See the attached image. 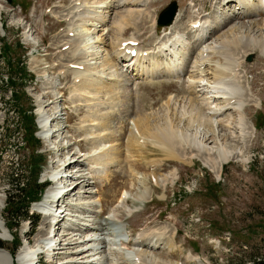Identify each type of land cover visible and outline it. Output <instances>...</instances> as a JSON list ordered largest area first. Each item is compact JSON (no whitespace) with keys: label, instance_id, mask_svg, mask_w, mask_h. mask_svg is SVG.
<instances>
[{"label":"rangeland","instance_id":"374dc122","mask_svg":"<svg viewBox=\"0 0 264 264\" xmlns=\"http://www.w3.org/2000/svg\"><path fill=\"white\" fill-rule=\"evenodd\" d=\"M150 1L154 4L149 5ZM130 2L129 4V1H126L124 4V1L98 0L97 3H91L93 8L97 6L98 11H109V15L104 22L97 17L88 18L90 22L86 28L90 34L93 33L89 42L90 50L94 49L88 63L99 68L97 69L99 75L114 74V80L105 76L109 79L108 83L98 80L97 77L95 80L103 85L108 84V87H118L121 97L119 101L111 98V89L107 88L99 93L98 104L90 105L83 96L73 97V86L80 82L79 77L74 78L73 71L80 68H70L67 64L76 60L73 41L69 42V39L74 40L76 35L72 37L68 33L73 32L70 31V22L73 21L71 13L76 7L74 5L80 2L0 0V199L5 203L0 210V246L5 247L2 249L8 251L13 258L12 251L16 245L20 246L21 243L22 246L18 254L28 245L27 241L33 243L39 237L44 240L49 234L46 227L48 217L37 211L38 203L32 202L30 208V214L39 216L37 227L33 226L32 220L20 221L13 217L17 207L16 203H9L7 193L10 188L11 162L15 161L21 165L22 172L32 179L33 183L36 177H40L39 181L42 182L49 180L54 173L66 171L70 176L73 172L77 173L68 183L67 180L62 183L55 180L56 182L52 183V188L57 182L60 183L59 187H55L56 190L50 189L53 191L52 195L57 196L59 192L57 188L64 187L65 183L75 186L78 182L69 202L78 203L80 207L74 211L65 209L62 215L58 212L61 217L53 222V228H57L55 232L58 234L55 238L51 237L58 247L55 249L56 254H47V257L40 255L42 259L39 258L40 261L48 262L49 256L52 262L47 264H68L75 261L77 258L75 251L81 247L72 252L71 246L63 249L65 246L63 243L68 242L64 240L66 233H74L70 226L74 225L73 227L76 226L75 229L78 230L77 226L80 225L75 238L80 240V243L89 244V247L92 246L90 244H99L98 264H135L134 258L137 256L140 264H146L145 255L150 263L161 260L179 264H198L196 261L188 262V257L193 255L201 258L204 263L208 260L209 263L206 264H248L249 261L264 254V48L261 45V40L264 39V14L261 11L256 12L258 9L256 5L251 12L253 15L249 16L243 7L240 10L236 8L235 0L226 5L223 0H145L140 1L142 3L130 0ZM18 3L20 5H16ZM173 3L177 5L178 22L175 24V19L173 25L162 26L161 30H157L158 34H155L158 28L154 26L157 15L159 16L167 6L165 13L168 6ZM200 7L203 10L200 11ZM93 8L90 7L91 10ZM128 9L141 13L139 18L136 17L139 24L131 23L132 25L119 30L118 24L114 22L115 18L126 13ZM235 11L239 14L228 26L219 25L221 28L219 27L218 31L209 33L206 40H201L202 43L194 47L193 35L189 36L186 29L199 14L203 16L199 19L222 22L225 25L228 16L235 17ZM153 16L156 17L155 21ZM222 16H225V19ZM77 23L82 24V20ZM250 25L254 28L252 33L247 30ZM178 31H182L181 34L188 37L187 44L190 46L186 53L185 50H181L184 57L182 64L188 59L185 68L188 67L189 70L187 69L186 74L174 70L169 75L163 72L159 74L150 72V76H144L136 67L137 73L130 71L135 78L130 79L127 73L129 71H126L125 67L123 69L119 67L115 60L117 53L114 51L118 44L116 37L126 40L123 38L136 36L140 38L144 48H153L154 44L168 40ZM242 35L252 41L251 45L244 46L243 42L239 43V47L234 45V41L237 38L242 39ZM223 40L227 45L226 47L222 44L225 52L210 50V58L202 65L200 48L219 45L217 43ZM66 46L68 48H65ZM4 50H10L14 61L16 59L15 64H21L27 71L23 77L27 79L23 80L24 86L19 85L21 80L18 79L20 77L18 69L11 70L10 73L18 81L15 82L17 85L15 90L19 88V91L24 90L26 94L21 102L13 95V88L6 84L10 79L4 65L8 54L1 53ZM244 51L246 52L243 53ZM186 54L190 55L185 57ZM249 55L252 56L249 58L251 61L246 60ZM108 61H112L113 66L106 67L105 63ZM160 62L163 63L162 60ZM233 62L240 63L239 69L234 72L240 73V84L243 86L241 93L247 98L244 104L245 114L255 135L249 145L246 142L244 146L228 138L230 142L227 143L228 148L236 150L240 156L223 163L220 174L214 173L205 162L203 154L196 153L194 147H189V143H180L178 147L181 149L178 153L183 154L184 158L183 156L182 159L172 158L168 155L167 145L149 134L141 133L135 123L136 117L132 114L134 111L142 108V114L147 113L152 122L161 121L162 126L166 124L165 120L169 122L167 117L170 115L176 122L181 117L184 118L181 125H185L189 111L193 107L191 103L195 101L193 99L199 100L197 106H200L206 97V87L190 86L191 80L201 78L202 84H207L214 80L213 73L216 68L223 66L234 70ZM166 64L160 66L163 71ZM176 65V68L181 66L180 63ZM2 78H7L6 82H3ZM52 81L56 89L52 88L50 84ZM174 100L178 104L181 101L189 103L186 105L188 113L185 114L182 108L176 112L172 110V105L175 106L172 104ZM40 101L43 102V109L48 114L51 111L56 112L54 108L61 109L58 111V115L61 114L60 118L49 126L51 131L49 138L42 137L43 130L38 112ZM169 102L172 105H168ZM97 105H104L105 110H110V113L102 115V118H105L104 122L112 123V131L120 139L116 141L115 149L119 148L122 153L119 161L115 162L116 164L112 163L106 172L104 165L93 163L90 158L94 155L95 157L103 155L105 150L109 149L107 144H103L100 151L94 154L95 151L92 152L90 148L92 140L86 138L84 131V126L87 127L88 124L84 122L85 116L94 110L97 112L99 108ZM31 106L34 107L37 120L39 117L38 137L34 133L39 141L31 139L21 117L26 110L30 111ZM206 106L201 105L206 115L205 122L198 130V136H203V132L209 130L207 137L210 139L208 140L210 146L221 151L224 144L218 141V131L230 134L235 123L231 125L229 117L236 112L226 109L216 116L212 109ZM34 122L36 123L35 117ZM189 128L196 132L197 128ZM104 135L105 133L101 132L95 139L101 140ZM247 139L249 140V137ZM66 143L69 146H65ZM41 144L39 151L47 154L49 158V165L44 168L46 155H41L39 166L36 164V158L40 155L36 148ZM217 155L219 157L218 152ZM74 159L79 161L76 162ZM69 163L72 164L68 165ZM79 173L82 175L81 179L76 177ZM166 176H169L167 180L172 179L165 183L163 180ZM83 181L89 185L86 186ZM27 183L25 188L29 189L30 182ZM86 189H89L88 193H85ZM45 200L47 199H43ZM54 206L58 208L62 206L60 210L62 211L65 204L61 200L58 202L56 200ZM68 208L70 209L69 205ZM87 223H90L89 229L81 227ZM116 227H119V235L123 237L120 238L121 242L114 237ZM55 232L50 231L53 236ZM84 236L85 238H82ZM144 239L149 243L146 244L145 241L146 246L142 244ZM2 254L3 261L7 262L9 257L6 253ZM36 259L34 257L35 261ZM16 260L13 258L12 264H24L19 256ZM83 260L90 264L88 257ZM83 260L81 259L82 262Z\"/></svg>","mask_w":264,"mask_h":264},{"label":"bare ground","instance_id":"6f19581e","mask_svg":"<svg viewBox=\"0 0 264 264\" xmlns=\"http://www.w3.org/2000/svg\"><path fill=\"white\" fill-rule=\"evenodd\" d=\"M97 1L98 0H96L94 2H93V0H76V2H80V3H77L74 5L76 7L73 8L74 11L71 13V14H73L72 15L73 21L70 22V25H71L70 31L74 32V37L76 35L74 40H73V38L69 39V42L73 41L72 46H74V48H75L74 53L76 55V60L73 63H79V64H82L84 66L83 69H78V70L73 71L74 78L79 77V79H80V82L78 84H75V86H73L74 87V89L72 90L73 97L75 95H79L80 97L83 96L86 99L85 101L88 102L90 105L98 104V99H100L99 93L101 92V90H104L107 88L111 89L110 90L111 98H114L117 101H119L118 99H120V97H121L119 94L120 90L118 87H115V86L108 87V84L107 85L104 84L105 85L104 86L103 84L100 83V81L95 80L96 76H94V75L100 74L99 70H97L99 68L93 67V66H91L90 63H88V61H89L88 58L90 57V55L92 54V51L94 50V49L90 50L91 45L89 42L92 39L93 33L90 34L86 28L88 25V22H90L88 18L97 17L99 20H101V22H104L108 18V15H109V11H107V10L98 11L96 9L97 6L95 8L92 7L91 3H97ZM118 1H124V4H126V1H129V4L131 3L130 0H117V2ZM135 1H139V3H140V1L144 2L145 0H135ZM223 1L227 4L232 3V0H223ZM237 1L241 2V4L243 5V9H245V12L247 11L249 13V16L253 15V14H251V12H252V9L256 5L258 7L256 12L264 11V3H263L264 0H237ZM148 4L153 5L154 2L150 1ZM120 5L122 6V3ZM90 7H91V9L93 8V10H91ZM169 14H171L170 10L165 15L167 16ZM139 15H141V13H139V12L136 13V11L128 9L126 11V13H123V14L119 15L118 17L116 16L115 21L114 20L113 21L115 22V24L116 23L118 24L117 29L119 27V30H121V29H125L126 26H130L131 23H133L134 25L139 24L136 21V17L139 18ZM222 17L224 18L225 16H222ZM152 18L155 21L156 17L153 16ZM234 18H235L234 16L233 17L228 16V19L225 22V25L222 22H214L213 20L198 19V20H195L193 23L200 22V26L195 28L192 25H190L189 27H187L188 29H186V31L188 30L187 33L189 32L188 33L189 36L193 35V39L196 43L201 44L202 43L201 40H203L205 34L207 36L209 33H212L214 31H218V29L221 25L223 27L228 26V24H230ZM79 20H82L83 26H81L82 24L77 23ZM177 22L178 21L176 19L175 24ZM238 28H241V27H238ZM253 29H254L253 26L250 25L247 30H249V33H252ZM181 32L182 31H178L177 33L172 35V37H170L168 40L167 39L163 40L161 44H159L158 46H155L153 48H144V47L141 48L139 46L140 50L143 51V53H141V54L138 53L135 57H132L131 54L120 49V46L122 45L124 40H122V39L120 40L119 37H116V35H115L116 39L118 38V41H117L118 44L116 45V48H115L116 51L113 50L114 53L117 52V55L116 56L114 55L115 60H118L119 56H121L122 58L127 57L128 59H130V61L137 60L138 61V65H136V67L138 68L137 70H138V72L141 71L144 76H148V75L150 76V72L152 74H156V73L159 74L161 72H163L164 74L167 73L168 75L172 74L173 71L175 70V67L177 66L176 64H178V65H179V63L182 64V60L184 59V57H182L181 50H185V53H186L187 49H190L189 44H187V38L188 37L187 36L185 37V35H182ZM117 33H119V32L117 31ZM120 33L122 34V31ZM123 33H124V31H123ZM132 39H138V38L133 37ZM246 39L242 35V39L237 38L236 41H234L235 42L234 45H237L236 47H239L240 42H243L244 46L251 45L252 41L248 40V39L246 40ZM250 39H252V38H250ZM261 41H262L261 45L264 48V39H262ZM115 42H116V40H115ZM196 43H195L194 47L198 46V44L196 45ZM217 44H219V45L211 46V47L208 46L207 48H204V47L200 48V50H202V55L200 58L202 65H205V61L210 58V50H221L222 52H225L224 51L225 47L223 45L226 44V41L223 40L222 42L217 43ZM225 46L227 47V45H225ZM246 51H247V49H246ZM246 51H244L243 53H245ZM144 52L148 53L147 56L144 55ZM94 53H95V51H94ZM187 55L188 54H186L185 57ZM164 56H167L166 60H168V62L162 63V62H160L161 57H164ZM229 56H230V54H229ZM164 63H167V64H166V66H164V71H163L160 66H162V64L164 65ZM234 64H235L234 65L235 68H234V70L231 69L232 71L230 69H228V67H223V66L216 68L214 70V73H213V79L214 80L209 81L207 84H202L203 81L201 78H200V80H195L194 78H193L194 80H191L190 86H195V87L196 86L197 87H200V86L204 87L205 86L206 87V92H205L206 97L202 100V102L200 103V106H197L199 100L193 99L195 101L191 103V105H193V107L189 111L190 114L188 115V118H187L188 121H186L185 125L183 124L184 126L181 125V121L184 119L182 117L178 122H176V120L173 121L172 116L170 115V117H167V118H169V122H167V120H165L166 124L165 125L163 124V126H162L161 121H158V120L155 121L154 120V122H152L150 120L149 116L147 115V113L142 114V111H143L142 108H138L139 110H137L136 112L132 111L133 112L132 114H134V116L136 117L135 123H136L137 127L140 128L141 133L142 134H149V136L157 138V140L159 142H161L162 144L167 145L168 146V152H169L168 155L172 158H177V157L181 158V156H183V158H184L183 154L181 155L180 153H178L181 151V149L178 147H179L180 143H183V142H185L184 144L189 143L188 144V145H190L189 147H191V148L194 147L193 149L195 150L196 153L198 152L199 154H203V156L205 158V162L208 163L209 168L214 173L220 174L221 170H222L223 163L229 161L230 159H236L240 156L239 152H237L234 149L230 150L228 148V146H227V143L229 142L228 138H230V140H236L244 146V144L246 142H248V145H249V143L252 141V138L255 135V132H254V130H252L251 126L249 125V122L247 121V116L245 114L246 108L244 109V104H245V101L247 98H244V95H243L244 93L243 94L241 93L242 88H243V86L240 84L241 76H240L239 72H234L237 70V68L239 69L240 63L235 62ZM105 66L106 67L107 66L108 67L113 66L112 61L106 62ZM101 75H103V76L107 75V77H110V80L113 79V77H114V74H112V73H108V74H106V73L102 74L101 73ZM191 77H194V76H191ZM236 77H238V79H235ZM98 80H100V79L98 78ZM50 84H52V88H54V89L57 88L54 84V81L50 82ZM245 95H247V94H245ZM196 98H197V96H196ZM190 100H192V99L190 98ZM176 102L177 101L174 100V102L172 103V104H175V106H173L170 102L168 103V105L171 104L172 110H174L175 112L177 109L182 108L181 110H184V113L187 114L188 113V107H186V105L189 103L185 104V102L181 101L178 104ZM233 102H234V104L231 105V103H233ZM39 103L40 104H39L38 112H40V115H39L40 123H41L40 125L42 126V129H43L42 137L49 138V137H51V135H50L51 131L49 130V126L53 121H55L58 118V116L61 115V114L58 115V113L60 112L61 109L58 110L57 108H54L56 112L51 111L48 114L43 109V107H44L43 102L40 101ZM193 103H195V104H193ZM181 104H183V106ZM202 104H204L205 106L207 105L208 109H212L213 113L216 116L219 112H221V110L231 109V110H235V112H236V113H233L234 115H231L229 117V118H231L230 124L232 125L233 122L235 123V126L231 127L234 129H231L230 134L229 133H220L221 130L218 131V134H219L218 141L220 143L223 142V144H224V146L221 147V151H219L220 149H215L214 147L210 146V141H208L210 139L207 137V135H209V130H206L205 132H203L204 133L203 136H198V130L201 127V125H203V122H205L204 120H205V115H206L205 112H203V110L201 109ZM177 106H178V108H177ZM98 107L99 108H98L97 112H99L98 114L100 116L97 114V112L95 110L93 113L85 116L84 122H87L88 124H87V127L84 126L85 127L84 131L86 132L85 133L86 138L92 140L90 148L92 149V152H93V150L95 151L94 154L98 153L100 151L103 144H107L109 149H106L105 152L103 153V155L101 154V156H98V157H97V155H96V157L94 155L93 158H90L91 162L96 163L98 165H104L105 166L104 169L106 172L108 167L112 163L119 161L120 157L122 156V153L120 152L119 148L115 149L116 141H119L120 139H119V137H117V135H115V133H113L112 123L104 122L105 118H102V115L110 113L109 112L110 110L109 111L105 110L104 105L103 106L99 105ZM167 113L169 115V109H168ZM220 114H222V112ZM103 117H105V116H103ZM204 125H205V123H204ZM189 127L197 128L196 132L191 131ZM101 132L105 133L104 137L101 140L95 139L96 135H99ZM210 132H211V130H210ZM205 135H206V137H205ZM100 137H99V139H100ZM248 137H249V140L247 139ZM187 138H189L190 142ZM57 142H59V141H57ZM64 145L69 146V144L67 145V143ZM217 152L219 154V157L217 155ZM175 154H177V155H175ZM216 158H218V159L216 160ZM74 160H76V162L79 161L78 159H74ZM71 162H73V161H71ZM71 164L72 163H69L68 165H71ZM73 165H75V164H73ZM75 174H77V173L73 172V175L70 176L65 171L64 173H62V172L54 173L51 177H53L52 178L53 182L55 180H58L59 182L62 183V182L67 180L66 182L68 183L70 180L74 179ZM78 175L79 176H76V177L78 179H81L82 175L80 173ZM168 177L169 176H166L164 178L163 182L166 183L172 179V178H170L167 180L166 178H168ZM59 182H57V184H54L53 188H52L53 185H51L47 189L44 197L41 200L42 202L41 201L36 202V204L38 203L37 207L41 208V209L37 208V211L41 212L45 216L47 215V217H48V223H46L47 224L46 227H47V231L49 232L50 235H46L44 240H41L39 237L33 243L29 242L26 247H23L19 251L17 256L20 257V260L24 264H32L35 261L34 257H36L39 260V262H42V261H40V259H41L40 255L47 257V255L44 253L40 254V251L43 247H47L48 249H50V250H47L48 255H52L53 253L56 254L55 249H57L58 247H57L56 241L53 239L55 238V236H57L58 232H55L57 228L56 229L53 228L54 220H55V222L57 220H59L58 218H60L61 215L66 210L74 211V210H76V208L80 207L78 203L69 202V200L71 198L70 195L72 194V191H74L75 187H77V185L79 183L77 182L76 183L77 185H75V186L69 185V184L66 185V183H65L64 187L57 188V190H59V192H58L57 196H54V195H52V192L54 190H56V188H55L56 186L59 187V184H60ZM83 182L86 183V186L89 185V183H87L86 181H83ZM51 188L53 189V191H50ZM88 191H89V189H86L85 193H88ZM60 198L63 199L62 203L65 204L62 211H60V210H61V207L63 205L60 206L59 208L54 206V202H56V200L59 201ZM43 199H47L48 202H47V200L43 201ZM0 202H1V199H0ZM4 204H5L4 202L0 203V210L3 208ZM68 205L70 206V209L68 208ZM58 212L59 213L61 212V215H58L59 214ZM73 226H70V227H72L71 229L74 231V233H72V234L66 233L64 236V238H65L64 240L68 241V242H67V244L63 243V245H65L63 247V249H66L67 246H71V251L76 250L77 248H80V247H81V249L75 251V253L77 254L76 255L77 258L75 259V261H71L68 264H80V263L89 264L88 261L86 262L83 260V258H85V257L86 258L88 257L90 264H98L97 262H98L99 258L97 257V255L99 254L98 253L99 244L98 245L90 244L92 246L89 247V244L87 245L84 243H80V240L75 238V236L78 235L76 233V231L80 230V228H79L80 225L77 226L78 230L75 229L76 226L75 227H73ZM81 227L89 229L90 223H87L86 225L81 226ZM102 230H104L103 225H102ZM50 231L55 232V235L54 236L51 235ZM51 237H54V238L52 239ZM86 237H88V236H86ZM82 238H85V236ZM159 239H161V238H159ZM87 240L90 241L89 237L87 238ZM145 241H146L145 239H144V241L142 240V244H144V246H146V244H149V243H147L148 241H146V244H145ZM97 243H98V241H97ZM137 244L139 245V241L137 242ZM59 245H62V244L59 243ZM52 247H55V248L53 249ZM59 249H60V247H59ZM2 253H6V255L9 257V260L7 262L3 261L2 257L4 258V254H2ZM145 253H144V255H145ZM57 254H59V253L57 252ZM142 256H143V254H142ZM145 257H146V261H147L146 264H179L177 262L173 263V262H168V261L165 262V261H161V260L154 261L153 263H150V262H148V259H147L148 257L146 255H145ZM51 259H52L51 256H49L48 262H52ZM81 259L83 260V262L81 261ZM187 260L189 263L194 262V261H196L198 264L209 263L208 260H205V263H204L201 260V258H199L197 256H193V255H190ZM12 261H13V258L8 253V251L0 248V264H12ZM53 262H54V260H53ZM101 262H102V260H101Z\"/></svg>","mask_w":264,"mask_h":264},{"label":"trees","instance_id":"16d2710c","mask_svg":"<svg viewBox=\"0 0 264 264\" xmlns=\"http://www.w3.org/2000/svg\"><path fill=\"white\" fill-rule=\"evenodd\" d=\"M1 53H3L4 55L8 54L7 59H5L6 61L4 60L5 61L4 65L5 67H7V71H8L7 74L9 75V79H10L8 82H6L5 79L7 78L5 79L2 78V81L6 82L9 88L10 87L13 88V91H14L13 95L16 96V99L18 102H21V100L25 97L26 94L24 90L19 91V88H16L15 90V87L17 86L15 82L17 81V78L12 76L10 73H11V70L18 69L19 75H20L18 79L21 80V83H19V85L24 86L23 80L27 81L26 78L23 79L24 75L27 73L26 68L24 66H21V64L19 63L15 64L16 59L14 61V57L10 55V50H4ZM31 111H32V108H30V111L26 110L24 112V115L21 117L23 121L25 122L26 132L28 133V130L30 132L31 139L39 141L34 136L35 122H34V116L31 115ZM30 145L32 144L30 143ZM41 155L37 156L36 158V164L38 163V166H39V162L42 160ZM11 163H12L11 164V176L9 178L10 188L7 193L8 194L7 200L9 201V203L10 202L12 204L16 203L17 208H15L16 212L13 214V217L20 221L21 219H27V218L33 220V216L30 215L29 213V207L33 200L39 199L40 193L43 192V190L45 189V184L39 181L40 179L39 177H36L33 183V180L29 179V177H27L26 174L22 172L21 165L18 162L12 161ZM34 173H35V168H34ZM27 181L30 182L29 189L25 188V186L28 184ZM17 248L18 246L14 248L12 251L14 255L16 253ZM251 264H264V254L261 257L254 259Z\"/></svg>","mask_w":264,"mask_h":264},{"label":"water","instance_id":"95a60500","mask_svg":"<svg viewBox=\"0 0 264 264\" xmlns=\"http://www.w3.org/2000/svg\"><path fill=\"white\" fill-rule=\"evenodd\" d=\"M10 1H12V0H10ZM175 6H176V4L173 3L170 6V8L163 14L162 19H161V23L162 24L170 23L173 20V17L175 15V12H176V9H177V6L176 7ZM169 10L171 11V14L166 16L165 14L168 13Z\"/></svg>","mask_w":264,"mask_h":264}]
</instances>
